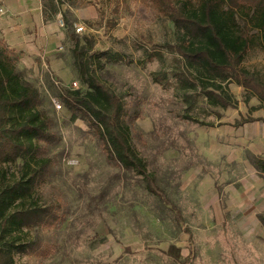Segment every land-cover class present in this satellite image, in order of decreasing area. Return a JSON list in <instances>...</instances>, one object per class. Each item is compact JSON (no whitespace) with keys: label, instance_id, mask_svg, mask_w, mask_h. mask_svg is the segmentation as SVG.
<instances>
[{"label":"rangeland","instance_id":"1","mask_svg":"<svg viewBox=\"0 0 264 264\" xmlns=\"http://www.w3.org/2000/svg\"><path fill=\"white\" fill-rule=\"evenodd\" d=\"M74 2L61 11L69 10L71 20L77 19L76 32L94 37V52L121 55L112 62L104 58L97 73L131 112H140L135 121L140 135H133L132 145L182 218L147 189L141 175L108 160L88 125L72 119L63 105L62 88L84 85L62 19V55L72 77L62 80L49 63L37 59L32 65L21 63V71L38 88L62 137L52 149L57 164L51 185L42 192L49 197L51 186H58L64 203L55 227L17 233L21 241L39 244L34 251L15 253L16 263L264 264V207L256 203L259 197L251 185L240 191L253 170L260 172L252 156L264 158V104L236 83L229 84L236 107L212 105L194 92L187 99L175 75L181 58L166 46L176 44L179 34L156 0ZM147 50L162 55L149 56ZM242 65L264 79V47H253ZM246 118L254 120L234 125ZM21 174L22 160L0 162V187Z\"/></svg>","mask_w":264,"mask_h":264},{"label":"trees","instance_id":"2","mask_svg":"<svg viewBox=\"0 0 264 264\" xmlns=\"http://www.w3.org/2000/svg\"><path fill=\"white\" fill-rule=\"evenodd\" d=\"M74 1L42 0L45 21L62 12L67 35L74 42L73 66L84 85V89L62 88L60 99L72 119H81L88 125L108 160L125 172L141 175L147 189L169 203L182 218L178 206L150 172L148 162L132 145L133 135H140L135 127L140 112H131L124 99L97 73V68H104V58L112 62L122 57L110 50L94 52V37L76 32L73 23L77 19L71 20L69 10L61 11L64 4L75 6ZM156 1L179 34L176 44L166 46L181 58L175 75L187 99L194 92L212 105L236 107L237 100L229 91V84L236 83L264 104L263 77L242 65L253 47H264V0ZM147 54L162 55L149 50ZM19 64L20 54L0 38V162L22 160V174L0 187V264H17L15 253L34 251L39 242H23L17 233H23L25 228L55 227L64 203L58 186H51L49 197L42 192L46 184L51 185L57 164L52 149L62 137L43 107L38 88L26 78ZM185 117L200 121L190 114ZM253 120H236L234 125ZM252 159L264 174V158L254 155ZM261 217L264 222V215Z\"/></svg>","mask_w":264,"mask_h":264},{"label":"crops","instance_id":"3","mask_svg":"<svg viewBox=\"0 0 264 264\" xmlns=\"http://www.w3.org/2000/svg\"><path fill=\"white\" fill-rule=\"evenodd\" d=\"M0 6L5 9L0 15V38L20 54L21 68V63L32 65L37 59L49 63L62 80L72 77L70 65L62 55L66 32L59 14L45 21L42 0H0ZM253 171L240 191L251 185L248 187L259 197L256 203L264 207V174Z\"/></svg>","mask_w":264,"mask_h":264},{"label":"built area","instance_id":"4","mask_svg":"<svg viewBox=\"0 0 264 264\" xmlns=\"http://www.w3.org/2000/svg\"><path fill=\"white\" fill-rule=\"evenodd\" d=\"M5 12V9L3 6H0V15L3 14ZM83 29L82 26L78 27V31H81ZM74 85L77 86V82H74Z\"/></svg>","mask_w":264,"mask_h":264}]
</instances>
